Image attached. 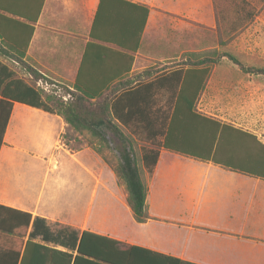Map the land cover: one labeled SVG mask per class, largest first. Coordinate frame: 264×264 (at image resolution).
<instances>
[{"label": "crops", "instance_id": "crops-1", "mask_svg": "<svg viewBox=\"0 0 264 264\" xmlns=\"http://www.w3.org/2000/svg\"><path fill=\"white\" fill-rule=\"evenodd\" d=\"M217 28L215 0H0L7 39L0 35V61L32 79L14 61L13 45L32 31L24 60L54 82L38 87L97 92L148 70V81L177 70L186 75L194 54L219 48ZM249 78L221 59L199 112L215 117L200 106L237 92ZM67 132L89 137L58 115L14 104L0 149V205L44 219L53 233L58 224L191 264H264L263 180L162 150L149 182L152 219L139 224L112 169L92 147L63 142ZM25 160L44 173L41 187L33 174L27 183L15 179L13 169Z\"/></svg>", "mask_w": 264, "mask_h": 264}, {"label": "trees", "instance_id": "trees-1", "mask_svg": "<svg viewBox=\"0 0 264 264\" xmlns=\"http://www.w3.org/2000/svg\"><path fill=\"white\" fill-rule=\"evenodd\" d=\"M215 3L219 48L194 54L196 62L189 73L177 70L148 81L154 74L148 70L118 82L110 90L97 92L63 87V95L58 97L55 91L52 94L38 87V81L54 82L24 60L30 31L25 42L13 45L19 54L14 61L32 79L19 76L0 61V149L15 103L62 117L69 130L80 135L88 133L95 141L91 147L117 176L139 224L152 219L149 182L162 150L264 181V143L255 134L197 108L211 68L223 58L244 74L264 78V68L246 67L221 50L253 19L251 0ZM148 14L143 6L142 29ZM0 35L7 40L6 34ZM37 237H41L40 242ZM15 238L27 241L21 247ZM0 264L191 263L138 247H123L118 241L91 232L79 236L69 227L53 233L44 219H33L30 213L0 205Z\"/></svg>", "mask_w": 264, "mask_h": 264}, {"label": "rangeland", "instance_id": "rangeland-1", "mask_svg": "<svg viewBox=\"0 0 264 264\" xmlns=\"http://www.w3.org/2000/svg\"><path fill=\"white\" fill-rule=\"evenodd\" d=\"M251 3L254 10L253 19L239 35L226 42V46L221 47V50L237 58L246 67L261 69L264 68V0H251ZM251 76L249 81L246 79L243 84L239 85L237 92H228L230 96H218V99L211 96L208 104L200 108L215 117H220L225 122L252 131L264 140V78L257 75ZM53 92L51 93L54 94ZM55 95L60 97L63 92H56ZM67 98L68 96H65V99ZM62 141L72 149L85 145L91 147V143L95 142L86 136L82 139H75L70 132L62 136ZM92 149L95 148L92 147ZM104 152L110 158L108 151ZM34 166V163L25 160L13 169L15 179L27 183L28 176L33 174L36 184L41 187L44 182V173ZM60 228L58 224L52 225V230L55 232ZM15 241L22 247L27 239L15 238Z\"/></svg>", "mask_w": 264, "mask_h": 264}]
</instances>
